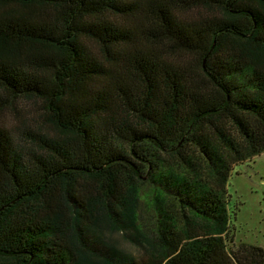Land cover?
Listing matches in <instances>:
<instances>
[{"label": "trees", "instance_id": "16d2710c", "mask_svg": "<svg viewBox=\"0 0 264 264\" xmlns=\"http://www.w3.org/2000/svg\"><path fill=\"white\" fill-rule=\"evenodd\" d=\"M263 151L264 0H0V264H264Z\"/></svg>", "mask_w": 264, "mask_h": 264}, {"label": "rangeland", "instance_id": "374dc122", "mask_svg": "<svg viewBox=\"0 0 264 264\" xmlns=\"http://www.w3.org/2000/svg\"><path fill=\"white\" fill-rule=\"evenodd\" d=\"M197 9L187 11L194 15ZM179 59L191 61L189 55H177ZM6 113L3 121L14 120ZM226 207L229 215L234 244H255L264 247V151L236 163L226 182ZM106 242L117 248L129 246L118 240L115 234L106 233Z\"/></svg>", "mask_w": 264, "mask_h": 264}]
</instances>
